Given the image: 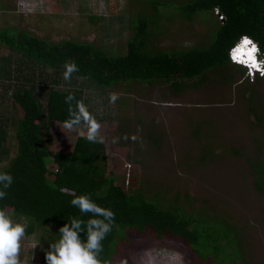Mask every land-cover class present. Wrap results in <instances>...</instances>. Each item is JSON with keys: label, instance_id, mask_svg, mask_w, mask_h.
Masks as SVG:
<instances>
[{"label": "rangeland", "instance_id": "obj_1", "mask_svg": "<svg viewBox=\"0 0 264 264\" xmlns=\"http://www.w3.org/2000/svg\"><path fill=\"white\" fill-rule=\"evenodd\" d=\"M188 1L0 0V31L22 29L52 43L73 39L91 43L108 55H121L142 19L147 21L145 37L151 33L147 48L207 45L218 28L216 11L186 18L178 6ZM39 68L38 80L46 82H37L36 87L81 88L89 111L101 123L108 177L127 191L142 190L161 206L226 219L235 228L244 262L264 264V194L254 186L252 169L260 163L264 167V78L252 79L231 65L207 72L206 81L177 93L162 79L128 80L101 88L85 77L65 81L62 74ZM113 92L118 95L114 104L108 100ZM8 96L0 102L7 125L0 168L16 153L14 124L23 115L10 92ZM48 132L47 147L52 152L69 151L75 139L84 136L80 129L67 130L58 121L49 124ZM133 134L139 139L123 138ZM40 224L29 240L34 234L46 248L51 239L45 236L55 226ZM29 240L22 241V264L24 260L45 264L40 246L27 250ZM122 245L110 264L191 261L188 254L157 243Z\"/></svg>", "mask_w": 264, "mask_h": 264}, {"label": "trees", "instance_id": "obj_2", "mask_svg": "<svg viewBox=\"0 0 264 264\" xmlns=\"http://www.w3.org/2000/svg\"><path fill=\"white\" fill-rule=\"evenodd\" d=\"M178 7L185 11L186 18L219 10L215 13L218 28L209 44L171 50L147 48V35L151 33L145 37L147 21L142 19L134 27L126 53L121 55H108L91 43L73 39L52 43L22 29L15 33L0 31V102L10 92L23 112L14 124L16 153L8 159L7 166L0 168L13 176L0 208L17 218L20 214L30 217L29 235L39 223H51L55 227L45 237L53 240L69 217L81 216L70 204L74 189V194L87 193L97 204L115 213L112 231L102 241L101 264H110L122 244L130 242L141 246L157 243L176 249L190 256V264H246L235 228L226 219L187 214L179 206H161L142 190L127 191L108 177L103 143H91L80 135L69 151L52 152L47 147L49 124L63 123L68 117L65 97L70 93L77 99L83 97L81 88L76 86L60 88L47 84V90L36 87L37 82H46L38 80L42 75L39 67L62 74L65 62L75 61L79 71L72 77L88 78L101 88L128 80L150 83L162 79L180 93L206 81L207 72L230 67L227 49L239 34L253 36L264 50V0H189ZM3 49L8 50L6 54L1 53ZM37 68L39 72L35 73ZM6 127L0 115V149L7 135ZM252 169L254 186L264 194V167L260 163Z\"/></svg>", "mask_w": 264, "mask_h": 264}, {"label": "clouds", "instance_id": "obj_3", "mask_svg": "<svg viewBox=\"0 0 264 264\" xmlns=\"http://www.w3.org/2000/svg\"><path fill=\"white\" fill-rule=\"evenodd\" d=\"M227 58L233 66L246 72L248 77L255 79L259 75L264 78V50L261 49L260 41L253 36L241 33L234 38L227 49ZM78 71L75 61L65 62L63 79L69 81L72 74ZM117 99L118 95L114 92L108 96L109 103L114 104ZM65 103L68 105V117L63 121V127L70 131L80 129L87 141L103 143L104 138L100 135L101 123L89 111L84 100L77 99L70 93L65 97ZM123 138L132 141L139 139L135 134ZM112 142L116 143L117 138H113ZM12 184V174L0 170V201L6 198L7 189ZM72 192L70 204L79 210L81 216L69 217L56 231L57 237L47 242L46 248L43 247L42 240L34 234L29 240L27 229L30 217L20 214V218H17L14 213L0 208V264H22L20 254L22 241L25 240H29L28 251L41 247L45 264H101L99 256L103 250L102 241L112 231L115 213L111 208L97 204L87 193L77 195L74 194V189ZM85 214L91 215L84 219ZM23 264H29V260H24Z\"/></svg>", "mask_w": 264, "mask_h": 264}, {"label": "built area", "instance_id": "obj_4", "mask_svg": "<svg viewBox=\"0 0 264 264\" xmlns=\"http://www.w3.org/2000/svg\"><path fill=\"white\" fill-rule=\"evenodd\" d=\"M216 13H217V11H216ZM220 18H221V16H220Z\"/></svg>", "mask_w": 264, "mask_h": 264}]
</instances>
